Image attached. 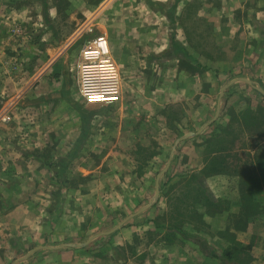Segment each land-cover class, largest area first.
Segmentation results:
<instances>
[{"label": "rangeland", "instance_id": "374dc122", "mask_svg": "<svg viewBox=\"0 0 264 264\" xmlns=\"http://www.w3.org/2000/svg\"><path fill=\"white\" fill-rule=\"evenodd\" d=\"M98 34L120 78L109 103L81 93L80 51ZM0 50L11 94L0 97L10 116L0 121V264H47L65 244H81L74 252L88 264H219L170 225L204 235L234 264H260L264 215L247 229L233 209L256 206L244 180L264 162V128L248 130L250 108L264 105V0H0ZM59 56L45 84L32 78ZM230 81L216 120L174 145L212 118ZM228 125L233 139L217 153L212 135ZM67 252L70 264L78 255Z\"/></svg>", "mask_w": 264, "mask_h": 264}, {"label": "crops", "instance_id": "0c3cea01", "mask_svg": "<svg viewBox=\"0 0 264 264\" xmlns=\"http://www.w3.org/2000/svg\"><path fill=\"white\" fill-rule=\"evenodd\" d=\"M262 2V1H261ZM263 3V2H262ZM1 51V50H0ZM0 55H1V53H0ZM112 56V55H111ZM2 56H0V70H2V74L0 73V76L1 75H3V72H5V73H8V70L7 69H9L10 68V66H9V62L8 61H6L5 59H3L2 60V58H1ZM60 59H61V57L59 56L57 59L56 58H54L53 60H52V57H50V59H48V61H47V63H46V65L44 64V66L42 67V68H39L38 70L37 69H35L34 70V72L32 73V78H38L39 80H40V83L41 84H45V82H46V80H47V75L49 74V72L54 68V66H56L55 64L56 63H60ZM59 61V62H58ZM6 65V66H5ZM0 79H1V77H0ZM248 80V79H247ZM250 81V80H249ZM235 82V81H234ZM233 82V83H234ZM252 81H250V83H251ZM245 83H247V84H249L248 82H246L245 81ZM2 85V84H1ZM0 85V97H3V95L4 94H8V95H11L10 94V90H9V87L7 88L6 86H1ZM230 86V85H229ZM228 87V86H227ZM227 87H226V89H227ZM225 90V89H224ZM18 93L19 92H13V94H12V96H17L18 95ZM260 104H257L256 106H255V108H253L252 107V109L250 108V112H251V114L252 115H254L255 114V112L257 111V109L259 108L260 110H258V112L256 113V115L258 114H260V111L262 110V109H264V105H262V106H259ZM5 107V109H7L6 108V106H4ZM2 111H3V108H2ZM2 111H0V114H2V113H4V111L2 112ZM8 113V112H7ZM215 113V112H214ZM237 114H235L234 115V117L236 116ZM255 115V116H256ZM218 117V116H217ZM257 117V116H256ZM232 120H233V118H231ZM231 119H227L226 120V122H224V124L226 125V124H228V123H231ZM216 120V119H215ZM228 121H230V122H228ZM213 123V122H212ZM231 125H228V129H223V130H221V129H219L218 130V133L219 134H217V133H215V134H213L212 135V140L210 141V143H212L211 144V146L212 147H214V148H222L223 149V147H225L224 145H227V144H224V143H226V142H228L227 141V137H228V139H233V136H231V135H228L230 132H232V130L231 129H233L232 128V126H231V128H229ZM251 127H254L255 128V130L254 129H248V130H250L249 132H252V133H255V134H257V136H258V132L261 130V129H263L264 128V123L263 122H260L259 121V123L257 122V123H253V119H252V126ZM221 132L223 133V134H221ZM200 133V132H199ZM196 134H198V133H196ZM194 135V134H193ZM245 135L246 136H249V134H247V133H245ZM192 136V135H191ZM190 137V136H189ZM231 144V143H230ZM231 146V145H230ZM258 147H261L260 145L258 146ZM236 177H238V176H236ZM256 189H252L251 190V193H253V195H255V197H256V205H257V214L256 215H254V218L253 217H250L249 219H246V217H244V216H241L240 214H241V212H242V210H238V209H233V213L236 215V216H239L240 218H242V220H241V222H242V225H240V226H242V227H247V225L249 224V225H252V223L253 222H255L257 219V217H261L262 215H264V187H263V185L261 186V187H255ZM238 191V190H237ZM246 191H238V194H244ZM229 212V211H228ZM238 221V220H237ZM257 222V221H256ZM245 223H246V225H245ZM1 224V223H0ZM249 225H248V227H249ZM10 227H13V222H11V226ZM248 227H247V229H248ZM233 229H230V231H237V232H239V234L240 233H242L245 229H238V228H236V226H234V227H232ZM246 229V230H247ZM187 231H189V230H187ZM190 233H194V232H191V231H189ZM233 234H235V232H232ZM198 234V233H197ZM199 236H201V237H205L204 235H201V234H198ZM235 236H236V241H244L243 239L242 240H240L238 237H237V233L235 234ZM206 239V238H205ZM92 240V239H91ZM186 240V244L185 245H188V247H189V245L191 246V249H197L198 247H196V246H194L193 244H192V242L191 241H189V240H187V239H185ZM207 240V239H206ZM191 242V243H190ZM241 243H246V242H241ZM211 245V244H210ZM213 246V245H212ZM63 248H61V249H59V250H56L55 252H53L52 253V255H55V257H52L53 259H52V261L50 262V261H48L47 260V264H65L64 262H62L61 260L65 257V255L66 254H62V253H68L67 251H70V255H75L77 252H74V250L75 249H77V248H79L80 246H78L77 244L76 245H73V244H65V245H63L62 246ZM214 247V246H213ZM168 249H172V248H174V245H172V246H168L167 247ZM216 248V247H215ZM174 249H176V247L174 248ZM173 249V250H174ZM260 253H262V252H260ZM202 254V253H201ZM76 255H78V256H75V260L72 262V263H70V264H88L87 262H88V257L87 256H85L84 254H81V253H79V254H76ZM202 256H204L203 254H202ZM205 257V256H204ZM258 257H261V254L258 256ZM205 258H208V257H205ZM74 259V257L71 259V260H73ZM158 261H160V259L158 260ZM20 263H22V261L21 262H19V264ZM161 263L162 264H164V263H166L165 261H164V257H163V259L161 258ZM259 263L260 264H264V254L262 255V258H259ZM90 264V263H89Z\"/></svg>", "mask_w": 264, "mask_h": 264}, {"label": "built area", "instance_id": "2783aa9c", "mask_svg": "<svg viewBox=\"0 0 264 264\" xmlns=\"http://www.w3.org/2000/svg\"><path fill=\"white\" fill-rule=\"evenodd\" d=\"M79 72L81 93L85 98L95 101L110 99L105 101L108 103L116 99L119 94V72L103 34L94 36L82 47ZM9 119L7 112L0 114L1 122Z\"/></svg>", "mask_w": 264, "mask_h": 264}, {"label": "trees", "instance_id": "16d2710c", "mask_svg": "<svg viewBox=\"0 0 264 264\" xmlns=\"http://www.w3.org/2000/svg\"><path fill=\"white\" fill-rule=\"evenodd\" d=\"M258 110H260L259 108L257 109V111L255 112L254 115H256V113L258 112ZM259 113V112H258ZM252 115L251 118L253 119V123H259L263 122L264 123V116H260V114L254 116ZM224 148V147H223ZM223 149L222 148H214V151H216L217 153L221 152ZM214 153V152H213ZM216 154V153H214ZM214 168V167H212ZM264 162L260 163V168L259 172H260V176L255 177V178H250L247 180H244L246 183V181L248 180H252L253 182H251L252 184H249L251 187L255 188V187H259L262 182H264V175L261 176V174H264ZM190 177L192 178V180L198 184L202 190H203V194H205L206 199L210 202H217V204H220L221 207H219L223 212H228L230 211V207H231V201L227 198H216L213 199L206 191V187L204 184V173H197V172H191L190 173ZM251 194V193H250ZM252 201L247 199L245 204L240 205V209L242 210L240 215H243L244 217H246V219H249L250 217L254 218V215L257 214V205L255 206L254 204H251ZM218 208V206H217ZM242 220V218H241ZM166 229L169 231H176L178 232L180 235H182L183 238L191 241L193 244H195L198 249L200 250V252L205 256V257H209V258H213L215 260L218 261L219 264H234V262H230L231 260H233V255L229 252V251H223L222 253H217L216 250L214 249L213 246H211L205 238L199 236L197 233H190L189 231H187L184 228H180L179 226L176 225H170V226H166ZM222 256H224V258H222ZM237 264V263H236Z\"/></svg>", "mask_w": 264, "mask_h": 264}, {"label": "water", "instance_id": "95a60500", "mask_svg": "<svg viewBox=\"0 0 264 264\" xmlns=\"http://www.w3.org/2000/svg\"><path fill=\"white\" fill-rule=\"evenodd\" d=\"M239 79H240V80H243V81H246V82H248V83H250V81L247 80L246 78H239ZM232 82H234V81H230L228 84H225L224 86L221 87V89H220V93H219V96H218V98H217V102H216L215 113H214V115L212 116V118H210L206 123H204V124H203V125H202V126L196 131V132H188V133L185 134L184 136L177 138V139L175 140L174 145H175L178 141H180L181 139L187 138V137H189V136H191V135H193V134H196V133L201 132L206 126H208L209 124H211L212 122L215 121V119L217 118V116H218V114H219V111H220V99H221V96H222V94H223V91H224V89H225L227 86H229ZM258 90L264 95V91H263L262 89L258 88ZM173 149H174V146H173V148L171 149L170 157L168 158V160H167V162H166V165H165L164 168L158 173V175H157V177H156V180H155V190H154V198H157V197H158V194H159V178H160V176L164 173V171L168 168V165H169V162H170V159H171V154H172V152H173ZM149 205H150V204H145V205L141 206V207H140V208H139L134 214H132L131 216L136 215V214H138V213L144 211L145 209L148 208ZM131 216H129V217H131ZM127 218H128V217H127ZM127 218H125L124 220H122L120 223H118V224H117L114 228H112L111 230L106 231V232H102V233H100V234H109V233L113 232L116 228L120 227V226L124 223V221H125ZM100 234H96V235H94V236H91V237L87 240V242L90 241L92 238H95L96 236L100 235ZM87 242H86V243H87ZM77 245L80 246L81 244H77ZM32 251H33V250H31L29 253H31Z\"/></svg>", "mask_w": 264, "mask_h": 264}, {"label": "bare ground", "instance_id": "6f19581e", "mask_svg": "<svg viewBox=\"0 0 264 264\" xmlns=\"http://www.w3.org/2000/svg\"><path fill=\"white\" fill-rule=\"evenodd\" d=\"M108 100H110V99H103V101H108ZM98 101H100V100H98Z\"/></svg>", "mask_w": 264, "mask_h": 264}]
</instances>
